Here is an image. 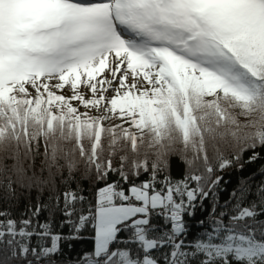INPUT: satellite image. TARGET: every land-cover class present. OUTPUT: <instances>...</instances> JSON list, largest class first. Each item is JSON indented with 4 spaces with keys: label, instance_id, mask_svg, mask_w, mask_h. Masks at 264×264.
<instances>
[{
    "label": "snow or ice",
    "instance_id": "snow-or-ice-1",
    "mask_svg": "<svg viewBox=\"0 0 264 264\" xmlns=\"http://www.w3.org/2000/svg\"><path fill=\"white\" fill-rule=\"evenodd\" d=\"M0 264H264V0H0Z\"/></svg>",
    "mask_w": 264,
    "mask_h": 264
},
{
    "label": "trees",
    "instance_id": "trees-1",
    "mask_svg": "<svg viewBox=\"0 0 264 264\" xmlns=\"http://www.w3.org/2000/svg\"><path fill=\"white\" fill-rule=\"evenodd\" d=\"M257 167V165H252V166H246V172L245 174H247L248 172H251L253 170V168ZM183 173V166L182 164L179 162L178 159H174L172 162V175L173 177H180ZM239 176V173L235 170L232 169L229 173L228 176H226V179H231V181L233 182V184L236 182L237 177ZM85 187L89 189V193L92 195V197L94 198V191L91 189V187L85 183ZM59 230V229H58ZM64 232H67L68 229L67 227H65L63 229ZM92 232L90 229L86 230L83 235L85 237H91L92 236ZM92 248V242L91 239H85L79 242H75L74 244V251L72 253V255H76L77 253L83 252V251H90Z\"/></svg>",
    "mask_w": 264,
    "mask_h": 264
}]
</instances>
